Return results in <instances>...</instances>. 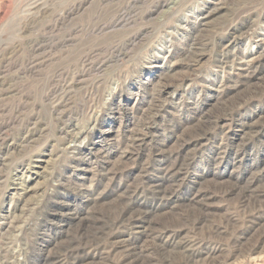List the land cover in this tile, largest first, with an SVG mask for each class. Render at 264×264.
Here are the masks:
<instances>
[{
  "label": "rangeland",
  "instance_id": "1",
  "mask_svg": "<svg viewBox=\"0 0 264 264\" xmlns=\"http://www.w3.org/2000/svg\"><path fill=\"white\" fill-rule=\"evenodd\" d=\"M0 264H264V0H0Z\"/></svg>",
  "mask_w": 264,
  "mask_h": 264
},
{
  "label": "bare ground",
  "instance_id": "2",
  "mask_svg": "<svg viewBox=\"0 0 264 264\" xmlns=\"http://www.w3.org/2000/svg\"><path fill=\"white\" fill-rule=\"evenodd\" d=\"M249 62V61H248ZM247 62V63H248ZM250 64V63H249ZM251 65V64H250ZM238 70H244V67H243V65L241 64H239L238 65V68H237ZM244 73V72H243ZM78 131V130H77ZM80 135H81V132H77V134L76 135H74L72 138H71V143H69L70 145L69 146H71V147H73V146H75L76 144H78L81 140H80ZM23 139V138H22ZM72 144V145H71ZM69 148V147H68ZM19 171L18 170H16L15 172H13L12 174H11V176H10V184H12L13 183V181H14V179H18L19 178ZM17 176V177H16ZM17 184H21L20 186L22 187V181H20L19 182V179H18V183ZM14 187H18V185L17 186H14ZM14 187H12V188H14ZM160 233V232H159ZM161 233H163V231L161 232ZM72 252L74 251L73 250V248H72V250H71ZM69 253H71L70 251H69ZM69 256V254L68 255H66L65 256V258H67ZM48 261V260H47ZM46 263H52V261H48V262H46Z\"/></svg>",
  "mask_w": 264,
  "mask_h": 264
}]
</instances>
